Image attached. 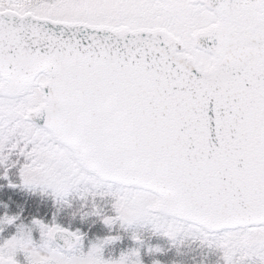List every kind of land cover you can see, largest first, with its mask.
<instances>
[{
	"label": "snow or ice",
	"instance_id": "snow-or-ice-1",
	"mask_svg": "<svg viewBox=\"0 0 264 264\" xmlns=\"http://www.w3.org/2000/svg\"><path fill=\"white\" fill-rule=\"evenodd\" d=\"M0 264H264V0H0Z\"/></svg>",
	"mask_w": 264,
	"mask_h": 264
}]
</instances>
